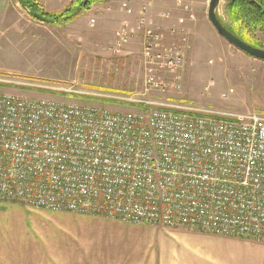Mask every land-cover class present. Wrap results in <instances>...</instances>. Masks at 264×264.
Here are the masks:
<instances>
[{"label":"built area","instance_id":"built-area-1","mask_svg":"<svg viewBox=\"0 0 264 264\" xmlns=\"http://www.w3.org/2000/svg\"><path fill=\"white\" fill-rule=\"evenodd\" d=\"M128 27L111 52L142 40L144 89L106 98L139 113L0 93V202L264 242V115L166 99L182 90L189 37L155 25L148 6ZM0 85L85 95L21 77Z\"/></svg>","mask_w":264,"mask_h":264},{"label":"rangeland","instance_id":"rangeland-1","mask_svg":"<svg viewBox=\"0 0 264 264\" xmlns=\"http://www.w3.org/2000/svg\"><path fill=\"white\" fill-rule=\"evenodd\" d=\"M45 1L51 10L66 8L71 0ZM229 1L221 0L217 9L218 18L226 26H230ZM124 2L133 4L135 15L126 14ZM209 4L210 0H109L66 25L43 24L39 28L34 25L32 34L38 37L36 42L44 50L41 58L31 53L8 56L13 67L0 70V75L39 84L74 85L85 95L66 96L1 85L0 93L47 99L64 106L95 107L111 113H139L142 110L135 106L106 97L143 92L142 40L132 38L117 55L111 48L117 42V31L125 24L130 30L134 28L142 8L148 6L155 25L177 29L189 37L184 67L179 73L182 90L167 95L166 99L235 113L261 111L257 104V78L264 71V62L239 51L218 35L208 20ZM166 15L170 18H165ZM250 36L264 45V33L260 30L251 31Z\"/></svg>","mask_w":264,"mask_h":264},{"label":"crops","instance_id":"crops-1","mask_svg":"<svg viewBox=\"0 0 264 264\" xmlns=\"http://www.w3.org/2000/svg\"><path fill=\"white\" fill-rule=\"evenodd\" d=\"M43 24L22 0H0V70L11 55L41 58L32 29ZM257 79L264 115V71ZM0 264H264V242L0 202Z\"/></svg>","mask_w":264,"mask_h":264},{"label":"trees","instance_id":"trees-1","mask_svg":"<svg viewBox=\"0 0 264 264\" xmlns=\"http://www.w3.org/2000/svg\"><path fill=\"white\" fill-rule=\"evenodd\" d=\"M22 1L36 20L60 26L71 23L79 15L109 0H71L70 4L59 13L43 11L35 0ZM227 8L230 26L224 25L219 19L223 26L248 45L264 50V45L250 36L251 31L255 30L264 33V0H230Z\"/></svg>","mask_w":264,"mask_h":264},{"label":"water","instance_id":"water-1","mask_svg":"<svg viewBox=\"0 0 264 264\" xmlns=\"http://www.w3.org/2000/svg\"><path fill=\"white\" fill-rule=\"evenodd\" d=\"M221 0H210L208 8V20L211 23L214 30L225 39L229 44L238 49L239 51L249 55L250 57L264 62V50L254 48L242 40L235 37L230 33L221 23L217 16V9L220 5Z\"/></svg>","mask_w":264,"mask_h":264}]
</instances>
